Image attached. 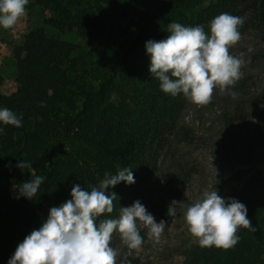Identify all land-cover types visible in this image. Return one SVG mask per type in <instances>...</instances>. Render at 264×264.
<instances>
[{
  "label": "trees",
  "instance_id": "trees-1",
  "mask_svg": "<svg viewBox=\"0 0 264 264\" xmlns=\"http://www.w3.org/2000/svg\"><path fill=\"white\" fill-rule=\"evenodd\" d=\"M32 1L47 5L61 0ZM66 1L79 6L85 0ZM231 1H209L205 6H200L202 0H158L152 4L136 1L135 30L129 41L119 42L112 49L107 73L95 91L76 93L71 89L69 71L79 59L76 44L51 36L24 40L21 56L15 60L20 79L12 92L0 93V108L13 111L23 123L20 128L0 123L4 129L0 152L9 153L15 146V134L21 133L18 163L28 162V169L33 171L26 181L34 176H43L44 180L34 199L17 198L19 187L14 192L0 187V207H5L0 210V264H8L17 245L41 226L51 207L71 199L74 183L90 191L98 187L105 172L115 175L123 168H131L136 179L143 164L144 139L154 124L162 93L158 79L149 72L146 41L166 39L171 22L203 25L223 13ZM250 2L264 29V0ZM66 26L104 51L100 19L95 12L81 8ZM109 90L114 91L116 100L105 103ZM75 94L82 97L79 107ZM52 137L75 141L82 145L85 155H43L42 149ZM132 185L120 182L116 187L129 189ZM229 198L246 206L247 217L256 230L241 228L239 242L226 251L202 248L195 242L181 264H264V169L250 173L241 188L226 200Z\"/></svg>",
  "mask_w": 264,
  "mask_h": 264
},
{
  "label": "rangeland",
  "instance_id": "rangeland-1",
  "mask_svg": "<svg viewBox=\"0 0 264 264\" xmlns=\"http://www.w3.org/2000/svg\"><path fill=\"white\" fill-rule=\"evenodd\" d=\"M136 1L140 0H85L76 6L66 0L47 5L29 0L26 15L12 29L0 28V93L6 95L14 90L20 79L15 65L21 56L20 47L25 39L38 36L76 44L79 59L74 70L69 71L71 89L76 93L95 91L107 73L112 49L119 42L129 41L135 30ZM145 1L152 4L158 0ZM209 1L216 0H202L200 6ZM81 8L99 17L104 51H99L89 38L79 37L67 28L66 23L74 20ZM224 12L244 18L239 29L241 40L230 49L233 55L244 53L243 76L226 92L215 89L212 102L204 107H197L182 94L172 97L161 93L154 124L144 139L143 164L135 183L129 189H109L117 200L114 212L105 218H118L120 207H129L139 200L156 222L164 220L166 226L159 243L150 240L147 229L140 226L144 243L139 251L128 249L119 234L114 233L110 246L119 251L117 264H181L196 242L184 221V205L215 188L226 199L241 188L250 173L264 169V29L250 0H232ZM212 18L203 24L206 32ZM74 97L79 107L82 97ZM115 100L114 91L109 90L104 102ZM61 107L66 111L65 106ZM21 139L22 134L16 133L14 148L7 154L0 152V187L6 186L11 192L33 176L32 170L16 167ZM42 153L85 155L82 145L54 137L47 140ZM173 200L180 203L175 206L176 214L170 217L167 209Z\"/></svg>",
  "mask_w": 264,
  "mask_h": 264
},
{
  "label": "clouds",
  "instance_id": "clouds-1",
  "mask_svg": "<svg viewBox=\"0 0 264 264\" xmlns=\"http://www.w3.org/2000/svg\"><path fill=\"white\" fill-rule=\"evenodd\" d=\"M29 0H0V28L12 29L26 15ZM244 18L221 13L203 25L185 26L171 22L166 39L148 40L149 72L158 79L161 91L172 97L183 95L197 107L212 102L214 90L223 93L242 78L244 53L233 55L230 49L241 40L239 29ZM235 96V93H231ZM41 106H44L42 103ZM0 123L22 127V119L8 108H0ZM4 129L0 128V135ZM28 169L22 161L16 165ZM43 176H34L18 188V197H37ZM135 183L131 168L115 175L105 172L98 187L85 190L79 184L71 189V199L49 209L47 219L31 231L15 249L8 264H117L118 249L110 246L114 233L130 250H141L144 243L140 226L147 229L150 240L159 243L166 222H156L139 200L129 207H120L118 218H101L114 212L117 196L109 189ZM175 200L167 215L176 214ZM184 221L191 236L202 248L229 250L240 240L241 228L255 231L247 217L246 206L234 198L225 199L215 190L204 191L201 199L184 205Z\"/></svg>",
  "mask_w": 264,
  "mask_h": 264
}]
</instances>
